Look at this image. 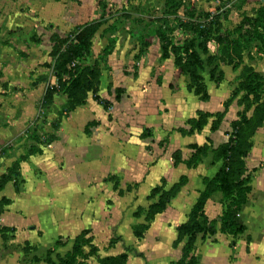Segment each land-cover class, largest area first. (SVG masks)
Instances as JSON below:
<instances>
[{
    "label": "rangeland",
    "instance_id": "obj_1",
    "mask_svg": "<svg viewBox=\"0 0 264 264\" xmlns=\"http://www.w3.org/2000/svg\"><path fill=\"white\" fill-rule=\"evenodd\" d=\"M93 21L90 53L74 64L94 76L74 88V77L54 73V42ZM249 72L257 96L241 88ZM263 108L264 0H0V262L49 264L77 247L74 264H177L187 242L179 228L241 153L246 190L212 193L192 252L197 264H264ZM202 113L211 115L196 128ZM67 128L76 161L46 172L40 158L59 150ZM231 144L233 158L215 152ZM61 175L87 227L44 254L4 223L58 213ZM226 216L241 232L222 229Z\"/></svg>",
    "mask_w": 264,
    "mask_h": 264
},
{
    "label": "trees",
    "instance_id": "obj_2",
    "mask_svg": "<svg viewBox=\"0 0 264 264\" xmlns=\"http://www.w3.org/2000/svg\"><path fill=\"white\" fill-rule=\"evenodd\" d=\"M100 27V22L93 21L88 22L80 26L77 32L74 35H69L66 37H58L54 42V47L52 55L56 58L54 64V73L56 77H63L64 75L74 77L73 87L78 88L80 83L83 82H92L91 77L94 76V72L91 69V66L85 65L82 66L80 63L74 64L76 61L81 62L82 59H85L90 53V41L93 35L98 31ZM188 70L192 73L195 79H198L199 76L195 71V67L192 68V64L187 65ZM257 73L249 72L245 74V80L243 81L241 88L244 89L248 94H253L254 96L259 95L260 89L258 86V81L255 79ZM255 79V80H254ZM199 88V87H198ZM198 90V89H197ZM53 94L51 91H47L45 100L47 102L53 100ZM259 109V108H258ZM257 110V109H256ZM264 113V108L261 110ZM211 114L202 113L198 120H191L196 128H202L205 125L206 121H202V118H208ZM234 145H223L218 148L215 152L225 154V158H233L235 147ZM241 152V151H240ZM238 158L234 161L224 162V166L217 173V175L210 181L206 183L205 190L200 194L190 216V219L187 223L182 224L179 228L178 239H181L182 236H187V242L183 249V257L177 264H197L198 258L192 252L194 249V238L200 232L206 229L207 221L204 215V208L206 202L216 190L222 191L223 194L231 198L234 194L231 192L233 188H242L245 184V162L241 156V153H237ZM245 155V154H243ZM239 179V180H238ZM246 189H243V191ZM241 196V193H239ZM245 198L242 197L237 203L240 205L244 203ZM165 202L163 198L157 204L151 206L148 213L149 217H154L157 213L161 212L164 208ZM239 207V206H238ZM228 216L224 217L222 229L228 232L231 235H236L241 232L242 228L238 227V224ZM79 249L75 247L73 252L67 255L65 259H60L59 262H54L52 258H48L47 261L49 264H74L75 253Z\"/></svg>",
    "mask_w": 264,
    "mask_h": 264
},
{
    "label": "crops",
    "instance_id": "obj_3",
    "mask_svg": "<svg viewBox=\"0 0 264 264\" xmlns=\"http://www.w3.org/2000/svg\"><path fill=\"white\" fill-rule=\"evenodd\" d=\"M69 126H71V123L67 125V127ZM63 132L65 134L62 133L61 138L53 143V147L59 150L56 151L55 149L54 152L45 150L43 153V157L40 158L39 163H41L45 169H51L46 170V172L52 171L54 173L55 171H57L60 174H64L66 172L65 168L60 170L59 166L55 167L58 163V160L64 158L67 159L70 164L76 161V156L72 151V148L75 144L69 136V128H67V130ZM50 165L51 168L49 167ZM43 178L44 180L40 182V185L43 186L44 189H50L47 186L49 184L51 185V182H48V179L45 175ZM56 183L58 185L61 184L58 187L59 189H61V186L64 187L66 185L65 177L61 175L56 182H54L53 179L52 184ZM58 195L65 197L64 199L57 198L54 201L55 204H58L57 206L60 208V210L58 213L53 212L50 207V210L43 211L42 220L44 221V223H31L32 221H30V223H4V225L8 227L14 226L18 229L20 228L19 232H21V240L24 243H29L30 245L39 244V249L37 251L46 254V251L50 248V246L55 245V242L58 238H60V236L74 237L83 228L87 227V225L84 226L86 223H77V221H82V219H84V210H77L76 205L73 204V200L71 199V197L74 194H72V191H70L68 187H64L63 191L61 193H58ZM10 208H12V206H10ZM75 211L79 213L75 214ZM5 263L6 261L0 262V264ZM34 264L47 263L42 261Z\"/></svg>",
    "mask_w": 264,
    "mask_h": 264
}]
</instances>
